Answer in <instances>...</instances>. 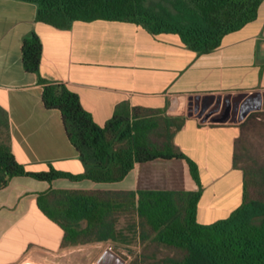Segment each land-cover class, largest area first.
<instances>
[{
    "label": "crops",
    "instance_id": "crops-1",
    "mask_svg": "<svg viewBox=\"0 0 264 264\" xmlns=\"http://www.w3.org/2000/svg\"><path fill=\"white\" fill-rule=\"evenodd\" d=\"M36 15L33 3L0 0V140L28 171H84L60 112L46 109L43 85L24 68L23 41L36 33L42 78L74 91L99 126L121 103L184 119L174 142L198 169L200 224L227 218L241 205L243 172L234 155L238 147L256 151L251 138L264 130V1L256 20L207 54L190 50L177 35H154L131 23L75 22L62 30L37 22ZM187 159L137 163L115 183L12 178L0 189V264H35L25 260L64 250L63 230L37 205L50 187L197 191Z\"/></svg>",
    "mask_w": 264,
    "mask_h": 264
},
{
    "label": "trees",
    "instance_id": "trees-1",
    "mask_svg": "<svg viewBox=\"0 0 264 264\" xmlns=\"http://www.w3.org/2000/svg\"><path fill=\"white\" fill-rule=\"evenodd\" d=\"M37 6L39 23L67 30L75 22L112 21L138 25L154 35L174 34L198 54L221 46L223 38L256 20L264 0H19ZM23 65L43 85L48 110L60 112L70 144L84 166L80 174L50 167L28 171L0 140V189L14 177L51 183L120 182L137 163L187 159L174 135L184 119L117 106L99 126L78 95L41 76L42 42L36 33L22 45ZM247 149V148H246ZM237 148L234 165L243 172L241 205L227 218L203 225L197 220L202 195L198 169L188 160L197 191L62 190L50 187L37 205L63 230L64 249L99 243L130 244L134 239L163 258L139 256L133 264H264V159L250 158ZM125 227L120 228L121 222ZM153 260L149 263L147 260Z\"/></svg>",
    "mask_w": 264,
    "mask_h": 264
},
{
    "label": "rangeland",
    "instance_id": "rangeland-1",
    "mask_svg": "<svg viewBox=\"0 0 264 264\" xmlns=\"http://www.w3.org/2000/svg\"><path fill=\"white\" fill-rule=\"evenodd\" d=\"M153 1L160 2V0ZM256 132L258 135H253L251 138L252 142L255 144L252 147L256 149V151L248 152L247 155L254 160L260 161L264 159V130H257ZM202 214L203 212L201 211L199 221H202ZM125 225V222L122 221L119 227L124 228ZM106 250H111L118 255L124 261V264H133V262L141 255L150 258L154 255L157 259L163 258L161 252L154 253L153 249L149 248L148 245H141L134 239L127 245L120 243H99L67 248L57 253H48L31 257L26 259L25 262L28 261L35 264H96L99 257ZM147 261L153 263V260L151 259Z\"/></svg>",
    "mask_w": 264,
    "mask_h": 264
},
{
    "label": "water",
    "instance_id": "water-1",
    "mask_svg": "<svg viewBox=\"0 0 264 264\" xmlns=\"http://www.w3.org/2000/svg\"><path fill=\"white\" fill-rule=\"evenodd\" d=\"M96 264H124V261L111 250H106Z\"/></svg>",
    "mask_w": 264,
    "mask_h": 264
},
{
    "label": "flooded vegetation",
    "instance_id": "flooded-vegetation-1",
    "mask_svg": "<svg viewBox=\"0 0 264 264\" xmlns=\"http://www.w3.org/2000/svg\"><path fill=\"white\" fill-rule=\"evenodd\" d=\"M237 101H238V99H234V102L235 103H237ZM225 104H226V109H229L230 108V99L229 98H227L226 100H225ZM101 257V256H100ZM99 257V258H100ZM98 261V260H97Z\"/></svg>",
    "mask_w": 264,
    "mask_h": 264
}]
</instances>
